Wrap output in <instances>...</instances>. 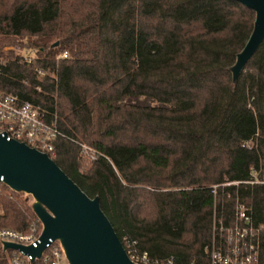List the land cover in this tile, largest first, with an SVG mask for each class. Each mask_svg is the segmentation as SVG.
I'll return each mask as SVG.
<instances>
[{"label": "trees", "instance_id": "16d2710c", "mask_svg": "<svg viewBox=\"0 0 264 264\" xmlns=\"http://www.w3.org/2000/svg\"><path fill=\"white\" fill-rule=\"evenodd\" d=\"M254 19L235 0H0V90L55 114L53 161L123 246L206 264L214 219H264V40L230 71ZM77 142L99 153L84 169ZM30 196L0 182V228L40 227Z\"/></svg>", "mask_w": 264, "mask_h": 264}, {"label": "water", "instance_id": "95a60500", "mask_svg": "<svg viewBox=\"0 0 264 264\" xmlns=\"http://www.w3.org/2000/svg\"><path fill=\"white\" fill-rule=\"evenodd\" d=\"M235 1L252 9L255 19L230 68L234 81L264 40V0ZM0 180L31 195L32 209L42 223L37 248L11 242L4 247L39 256L49 238L59 239L70 264H135L101 209L99 197H89L46 153L0 136Z\"/></svg>", "mask_w": 264, "mask_h": 264}, {"label": "built area", "instance_id": "2783aa9c", "mask_svg": "<svg viewBox=\"0 0 264 264\" xmlns=\"http://www.w3.org/2000/svg\"><path fill=\"white\" fill-rule=\"evenodd\" d=\"M67 53L57 58H66ZM39 75H45L38 69ZM41 104L24 100L18 95L0 90V136L16 140L55 156L54 142L64 134L56 125V116ZM78 143V142H77ZM80 158L95 161L99 153L86 143H78ZM2 182V180H0ZM226 182L224 184H231ZM217 185L213 186L216 192ZM31 223L27 231L0 228V257L6 264H70L59 239L49 238L39 256L21 249L4 247L5 242L37 248L41 244L42 223ZM264 219L255 221L243 203H237L227 222L213 220L212 237L203 248L206 264H264ZM125 251L135 264H175L174 256L151 258L146 251H139L136 241L124 238Z\"/></svg>", "mask_w": 264, "mask_h": 264}, {"label": "rangeland", "instance_id": "374dc122", "mask_svg": "<svg viewBox=\"0 0 264 264\" xmlns=\"http://www.w3.org/2000/svg\"><path fill=\"white\" fill-rule=\"evenodd\" d=\"M9 50H13L14 52H20V53L22 52L26 56H33V51H31V50H22V49H19V47H17V46H6L4 48V51H9ZM49 75L53 77L54 76V73H51L50 72ZM89 164H90V162H88L86 159L80 158L81 169H84ZM31 199H33V198L31 197Z\"/></svg>", "mask_w": 264, "mask_h": 264}]
</instances>
